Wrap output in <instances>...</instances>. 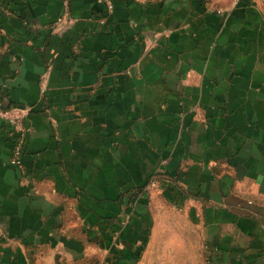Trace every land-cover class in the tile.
Segmentation results:
<instances>
[{"label": "crops", "instance_id": "1", "mask_svg": "<svg viewBox=\"0 0 264 264\" xmlns=\"http://www.w3.org/2000/svg\"><path fill=\"white\" fill-rule=\"evenodd\" d=\"M113 2L0 0V264H143L173 212L264 264V4Z\"/></svg>", "mask_w": 264, "mask_h": 264}, {"label": "rangeland", "instance_id": "2", "mask_svg": "<svg viewBox=\"0 0 264 264\" xmlns=\"http://www.w3.org/2000/svg\"><path fill=\"white\" fill-rule=\"evenodd\" d=\"M62 19L57 21L55 29L68 24ZM183 214L173 212L161 213L156 239L149 246V256L143 264H207L204 245L201 249L192 242L194 231L188 227Z\"/></svg>", "mask_w": 264, "mask_h": 264}, {"label": "built area", "instance_id": "3", "mask_svg": "<svg viewBox=\"0 0 264 264\" xmlns=\"http://www.w3.org/2000/svg\"><path fill=\"white\" fill-rule=\"evenodd\" d=\"M244 2L255 3L259 2L264 4V0H241ZM100 4H103L108 14H112L114 11L113 0H98ZM32 108L23 107L17 105L6 106L0 100V121L4 122L10 129L11 136L13 138V157L11 164L13 166H21V157L23 155L25 140L31 133V128L27 125L26 120L31 113ZM150 183V182H149ZM151 187L154 185L150 183ZM149 185V184H148ZM148 186V188H150Z\"/></svg>", "mask_w": 264, "mask_h": 264}]
</instances>
